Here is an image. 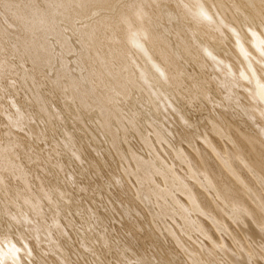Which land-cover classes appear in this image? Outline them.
I'll use <instances>...</instances> for the list:
<instances>
[{
  "label": "bare ground",
  "instance_id": "1",
  "mask_svg": "<svg viewBox=\"0 0 264 264\" xmlns=\"http://www.w3.org/2000/svg\"><path fill=\"white\" fill-rule=\"evenodd\" d=\"M0 264H264V0H0Z\"/></svg>",
  "mask_w": 264,
  "mask_h": 264
}]
</instances>
